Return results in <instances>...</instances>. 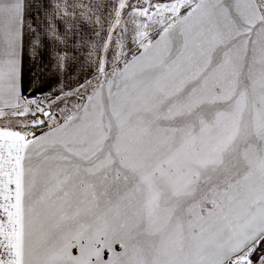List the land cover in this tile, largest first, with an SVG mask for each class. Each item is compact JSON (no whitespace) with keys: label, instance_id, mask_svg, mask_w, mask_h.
<instances>
[{"label":"snow or ice","instance_id":"1","mask_svg":"<svg viewBox=\"0 0 264 264\" xmlns=\"http://www.w3.org/2000/svg\"><path fill=\"white\" fill-rule=\"evenodd\" d=\"M0 264H264V0H0Z\"/></svg>","mask_w":264,"mask_h":264}]
</instances>
